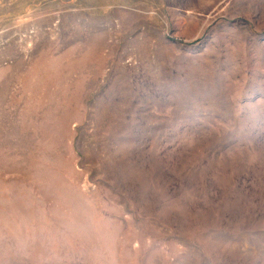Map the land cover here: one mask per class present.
I'll return each mask as SVG.
<instances>
[{
	"label": "rangeland",
	"instance_id": "rangeland-1",
	"mask_svg": "<svg viewBox=\"0 0 264 264\" xmlns=\"http://www.w3.org/2000/svg\"><path fill=\"white\" fill-rule=\"evenodd\" d=\"M0 264H264V0H0Z\"/></svg>",
	"mask_w": 264,
	"mask_h": 264
}]
</instances>
